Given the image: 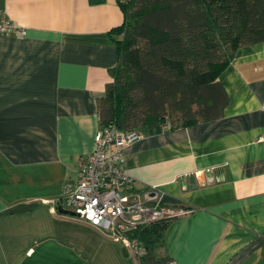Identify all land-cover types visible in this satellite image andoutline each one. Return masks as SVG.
I'll return each instance as SVG.
<instances>
[{"label": "crops", "instance_id": "obj_1", "mask_svg": "<svg viewBox=\"0 0 264 264\" xmlns=\"http://www.w3.org/2000/svg\"><path fill=\"white\" fill-rule=\"evenodd\" d=\"M27 30L0 34V264H136L130 250L59 211L102 127L118 64V0H0ZM219 80L223 115L140 125L123 149L131 201L172 212L163 264H264V40L239 45Z\"/></svg>", "mask_w": 264, "mask_h": 264}, {"label": "trees", "instance_id": "obj_2", "mask_svg": "<svg viewBox=\"0 0 264 264\" xmlns=\"http://www.w3.org/2000/svg\"><path fill=\"white\" fill-rule=\"evenodd\" d=\"M100 2L102 0H92ZM118 64L100 104L102 125L187 126L223 115L219 80L241 44L264 40V0H118ZM166 217L135 230L145 264H163Z\"/></svg>", "mask_w": 264, "mask_h": 264}, {"label": "built area", "instance_id": "obj_3", "mask_svg": "<svg viewBox=\"0 0 264 264\" xmlns=\"http://www.w3.org/2000/svg\"><path fill=\"white\" fill-rule=\"evenodd\" d=\"M26 28L8 18L0 8V34L26 35ZM141 137L138 129L122 130L102 125L94 149L83 158L76 184L65 186L60 202L105 236L123 243L136 264H145L146 249L134 232L172 212L161 202L131 201L133 179L125 167L123 149ZM164 264H178L169 259Z\"/></svg>", "mask_w": 264, "mask_h": 264}, {"label": "water", "instance_id": "obj_4", "mask_svg": "<svg viewBox=\"0 0 264 264\" xmlns=\"http://www.w3.org/2000/svg\"><path fill=\"white\" fill-rule=\"evenodd\" d=\"M58 208H59V211L63 214H67V215H77V213L73 210H69L67 208H65L61 202L58 203Z\"/></svg>", "mask_w": 264, "mask_h": 264}, {"label": "rangeland", "instance_id": "obj_5", "mask_svg": "<svg viewBox=\"0 0 264 264\" xmlns=\"http://www.w3.org/2000/svg\"><path fill=\"white\" fill-rule=\"evenodd\" d=\"M65 208L69 209V210H72L69 206L65 205Z\"/></svg>", "mask_w": 264, "mask_h": 264}]
</instances>
